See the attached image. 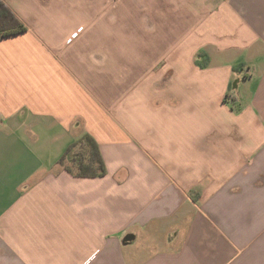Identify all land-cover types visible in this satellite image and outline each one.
I'll use <instances>...</instances> for the list:
<instances>
[{
	"label": "crops",
	"instance_id": "0c3cea01",
	"mask_svg": "<svg viewBox=\"0 0 264 264\" xmlns=\"http://www.w3.org/2000/svg\"><path fill=\"white\" fill-rule=\"evenodd\" d=\"M1 2L0 264H264V0Z\"/></svg>",
	"mask_w": 264,
	"mask_h": 264
},
{
	"label": "trees",
	"instance_id": "16d2710c",
	"mask_svg": "<svg viewBox=\"0 0 264 264\" xmlns=\"http://www.w3.org/2000/svg\"><path fill=\"white\" fill-rule=\"evenodd\" d=\"M26 31V28L14 17L10 10L0 0V38L20 34ZM83 149L74 154L72 151L77 146L73 144L68 147L59 160L60 164L65 159H70L77 169L78 177H102L105 175L104 164L98 152L96 142L90 136H84L81 141Z\"/></svg>",
	"mask_w": 264,
	"mask_h": 264
},
{
	"label": "rangeland",
	"instance_id": "374dc122",
	"mask_svg": "<svg viewBox=\"0 0 264 264\" xmlns=\"http://www.w3.org/2000/svg\"><path fill=\"white\" fill-rule=\"evenodd\" d=\"M83 149V145L81 144V147L80 148H77V149H74L73 153L76 154L78 152H81Z\"/></svg>",
	"mask_w": 264,
	"mask_h": 264
},
{
	"label": "built area",
	"instance_id": "2783aa9c",
	"mask_svg": "<svg viewBox=\"0 0 264 264\" xmlns=\"http://www.w3.org/2000/svg\"><path fill=\"white\" fill-rule=\"evenodd\" d=\"M227 99H230V97H229V96H226V100H227Z\"/></svg>",
	"mask_w": 264,
	"mask_h": 264
}]
</instances>
